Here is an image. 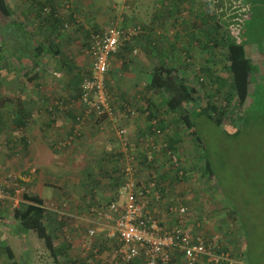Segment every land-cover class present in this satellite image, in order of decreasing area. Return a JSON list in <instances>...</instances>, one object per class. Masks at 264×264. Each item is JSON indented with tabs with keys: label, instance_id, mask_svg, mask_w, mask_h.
Listing matches in <instances>:
<instances>
[{
	"label": "crops",
	"instance_id": "obj_1",
	"mask_svg": "<svg viewBox=\"0 0 264 264\" xmlns=\"http://www.w3.org/2000/svg\"><path fill=\"white\" fill-rule=\"evenodd\" d=\"M136 1L7 0L12 14L6 17L8 19L2 18L0 36L1 40L12 42L18 60H9L6 57L8 44L2 46L0 183L14 172L23 187L16 189L8 200H0V264H13L3 250L6 246L14 250L11 234L17 239L15 264H116L119 245L106 237L114 222L104 218L102 211L117 198L123 185V179L119 180L118 176L127 163L129 145L126 137L118 133L123 122L129 124L132 121L127 107L135 112V108L145 107L151 100L152 93L143 90L156 67L174 66L182 75L188 76L192 66L186 68L183 56L190 47L197 55L204 47L199 43L201 23H197L203 19L201 10L204 4L191 0L192 6L177 5L174 8L172 0H152L147 6L149 11L143 15L126 12L134 6L140 8ZM220 2L217 11L227 10L225 17L229 16L230 0ZM245 7L251 8L247 3ZM139 22L144 26V33L131 42H123L111 56L107 75L110 113L103 119L102 116H92L84 122L79 121L78 116L83 112L78 106L77 94L83 78L92 69V60L87 53L88 31L109 26L127 28ZM169 27L175 28V37L170 35ZM189 37H195L193 44H190ZM250 52L248 47V54ZM14 71L17 75L23 74L24 81L22 85H14L18 94L10 100L8 88L14 86L9 85V80ZM251 93L250 87L240 114L252 103ZM60 100L65 102L61 108L56 105ZM118 113H122L123 119L120 120ZM137 113L138 118L133 120L134 138L141 142L146 136L148 120L145 114ZM226 119L230 121L231 118L227 116ZM121 151L125 153L122 163L120 158L118 160ZM156 155L149 157L151 162ZM144 165H138L137 169L148 170L149 165ZM142 180L146 178L140 182ZM24 194L43 200L39 206L45 209L48 230L53 237L51 248L34 231L15 232V219L10 208L31 204L24 199ZM157 196L161 197L154 191L150 194L151 212L154 216L156 212L161 214L163 217L159 220L165 225H175L177 221L168 218L170 207L164 205L165 209H158L154 205ZM201 202L205 203L201 207L207 208L208 213L216 209L208 197ZM217 206L221 211L222 206L219 203ZM226 210L229 214L224 221L220 217L210 227L206 225L216 237L222 232L221 224L229 226L230 217L238 216L232 208L226 207ZM216 216L219 215L216 213ZM186 219L191 229L192 220L188 216ZM91 230L95 231L93 239L88 235ZM31 232L35 234L30 235ZM223 233L227 236L226 230ZM86 240L91 242L87 250L84 246ZM225 240L230 243L228 237ZM144 262V258H139L130 264ZM199 264L212 263L202 259Z\"/></svg>",
	"mask_w": 264,
	"mask_h": 264
},
{
	"label": "rangeland",
	"instance_id": "obj_2",
	"mask_svg": "<svg viewBox=\"0 0 264 264\" xmlns=\"http://www.w3.org/2000/svg\"><path fill=\"white\" fill-rule=\"evenodd\" d=\"M151 1L137 0V5L139 4L138 7L140 8L138 9L134 6L132 9L126 10V12H135L136 15H143L149 11L147 6H150ZM192 1H199L200 4H204L203 9L201 8V15L204 18L208 16V12H211L209 10L213 11L215 18L211 21L212 25L218 24L219 27H224V29L231 26L233 32H237V35V22L240 18H243V14H246L244 24H241V27L243 25V32L237 37L234 36V39L237 42L246 44L247 53L248 47L251 50L248 55L251 56L254 67L250 86L253 101L248 107L243 108L245 112H242V114H240L241 110L239 109L231 113V106L229 105L227 116L231 119H229L230 121L225 120L227 117L225 116L222 126H218L206 114L194 113L192 119L196 126L195 129L202 137L203 142L197 141L192 136L191 131H188L184 126L185 124H182L178 129L174 126L167 127V130L170 132L177 131L180 135L181 142L178 145V152L173 153L177 156L183 155L182 161L185 167L188 168V172L185 180L171 184L170 189L165 190L164 196H161L159 200L154 199L153 202L158 209H165V207H169L170 205L175 207L177 204L183 203L188 208L187 216L194 222V224L190 223L191 229L196 232H203L204 235L208 238L212 237L211 239H214L220 245H226L227 250L234 258L233 264H264V0H242L240 3L236 2V0V3H234L230 0V13L227 17H225L227 10H222V12L217 11L218 6L211 0ZM192 1L172 0L171 6L175 5L174 8H176L177 5H183L186 8V6L193 5ZM246 3L249 4L250 9L245 7ZM2 18L8 19L0 11V24L3 21ZM139 23L142 24L141 22ZM169 29L170 35H174L175 28L169 27ZM235 29L236 32L234 31ZM198 34L203 44H205L204 49L209 47L213 34L205 37V30L200 31ZM226 35L228 38L229 36L231 37V34L228 32ZM17 36H20V33H17ZM213 39L218 40V37H214ZM87 40L88 38L86 37ZM256 47L258 50L255 51ZM189 51L192 53L193 49L189 48ZM201 52L202 50L197 55L194 50V55L196 56L194 58L195 62L201 66L208 65V62H205V55H200ZM215 52L216 58L209 65L213 69L211 76H215L216 78L212 80L211 77H207V81L213 85L212 89L223 88V93H226L225 90L231 88L230 73L224 66L226 62L221 49L217 47L215 48ZM5 55L4 53L3 56ZM218 75L221 78L226 77V82H222L221 78H217ZM10 76L14 77L15 74L11 72ZM2 79V76H0V81ZM202 86L200 85L201 97H205V94L202 92L205 88ZM13 89L10 87V90ZM223 93L220 94L223 95ZM221 95H218L217 101L220 105L226 106L225 101L221 100ZM200 104L206 106L207 100H201ZM191 107L193 106L191 105ZM138 109L135 108L136 111L134 113L130 112L129 115L132 121L129 124L122 123V127L127 130L126 136H124L127 142H133L136 138L133 120L138 118ZM118 114L120 115V120L123 119L122 113ZM158 147V150H160L157 160L158 165L163 168L173 163L174 160H168V155L162 153V148ZM202 154L209 159L214 171V178L210 179L205 172L206 161L203 159ZM13 173L11 172L10 175L15 176ZM150 175L151 172L141 169L137 173L136 178L139 181L145 178L149 180ZM206 197L209 198V203L212 201L214 206H216V209L211 210L209 213L207 208L203 209V206L201 207V205L205 206V203L201 201ZM218 203L222 206L221 211L217 206ZM164 205L165 207H163ZM226 207L235 210L238 216H234L233 219L230 217L229 226L221 224L220 228L222 232L216 237L207 230V227H210L220 217L223 221L225 220L224 217L229 214ZM10 209L13 210V208ZM215 212L219 216H216ZM155 214V217L158 219L163 217L158 212ZM167 214H169L168 218H171L170 220L177 221V214L170 208ZM209 215L211 216L210 218ZM211 219L214 221H211ZM223 230H226L227 236L224 235ZM34 234V232L30 233V235ZM12 235L14 234L10 235V242L14 246V249L18 250L16 247L17 239L11 237ZM227 237L230 243L226 242L225 239Z\"/></svg>",
	"mask_w": 264,
	"mask_h": 264
},
{
	"label": "trees",
	"instance_id": "obj_3",
	"mask_svg": "<svg viewBox=\"0 0 264 264\" xmlns=\"http://www.w3.org/2000/svg\"><path fill=\"white\" fill-rule=\"evenodd\" d=\"M211 1L216 3V6H218L220 0H211ZM0 11L1 14H3V16L5 17L10 16L12 14V9L7 4V0H0ZM213 18H215V16L214 13L212 14V10H211V12H208V16H206L205 18L203 17V19L197 20V23L199 22L201 23V25H199L200 31L205 30V37L213 34L212 38L209 37L211 38L210 39L211 42H209V47H207L206 49H204L203 47V49H201L202 53H200V55H205V62L206 63L208 62V65L201 66L198 63H196L194 59L196 57L194 55V51L191 53L190 51L188 52L187 50L186 54L183 56V58H185V61L187 62L186 68H188L187 65L189 67L190 66L193 67V68L190 67L192 71L188 74V76L182 75L180 71L174 66L173 67L158 66L152 71L150 81L146 82L144 86V92L148 94L152 93L150 94L151 100L147 101L145 107H140L138 110L142 114H145L148 120V126L145 129V131H147L145 134L146 136L143 139L147 141L151 137L154 138L155 141L154 146L150 147L148 150L147 149L141 150V146L143 145L141 142H143L144 140H142L141 142L134 140V142L130 141L127 143L129 147H131V144H134L137 147L136 150H138L136 154L137 166L135 165L136 166L135 175H137V173L141 171L140 169L139 170L137 169L138 165L139 167L140 165L143 164H145L146 166L149 165L148 172H151V175L149 176V180L153 178L155 179V183H156V188L153 191L155 193L157 192L161 196H164L165 190L167 191L168 189H170L171 184L186 179L188 168L185 167L184 162L182 161L183 155L180 156L178 155V160H179L178 165H176L175 163H171L170 165L163 168H161L158 165L157 160H158V153L160 152V150H156L155 147H157L159 144L162 143L163 137H160L157 134V130L153 131V127H157L159 131L165 134L164 141L167 142V148L161 149L162 150L161 152L164 153L165 155H168L167 154L168 150H172L174 153H177L178 145L181 142L180 135L178 134L177 131L176 132L173 131V133L170 132L169 130H167L168 129L167 127L174 126L178 129V127H180L182 124H185L184 126L187 128L188 131H191L192 136H194V138L197 141L203 142L202 137L200 136V134H198V131L195 129L196 126L192 119V115L194 113L206 114L210 120H213L218 126H222L224 117L227 116L229 111L227 110L228 106L229 105L231 106L230 107L231 113L232 111L234 112L237 111L238 109L240 110L241 107L245 105V102L247 101L248 96L250 94L251 75L254 69L252 58L247 53L245 47L246 44L237 42V40L234 39L235 38L234 36L236 37L239 36V34H241V32L243 31V25L241 28V24H244L245 15H243V18H240L239 21L237 22L238 35L236 29L234 30L236 33H234L231 26H229V28L227 27V29L222 28V30H220L221 27H219L218 24L212 25L211 21ZM135 26H141L142 28H144L142 24H137ZM120 28L126 29V27H120ZM90 32L91 31H88L87 33L88 37L90 35ZM227 32L231 34V37L230 36L229 38L227 37L226 35ZM141 34L135 36L133 39L139 37ZM175 36H176V32L172 37ZM214 37H218V40H214L213 39ZM194 38L195 37H189L190 44H193L195 40ZM1 39L2 38L0 36V41H1L0 56L3 51L2 48L6 47L7 46L6 44H8V53L6 57L9 60L10 59L14 61H16V59L18 60V56L14 52V50L16 51V48L12 46V42L9 41V43H7V41ZM131 41L132 40H129V42ZM199 43L200 45L203 44L201 38ZM217 47H219L222 51V55L225 58V62H226L224 66L229 71L231 77V88L225 90L226 93H223L224 91V90L222 91L223 88L212 89L213 85L207 81V77H211L212 80L216 78L215 76H211L213 74V69L209 65V63L215 60L216 58L215 48ZM190 48L192 49V47ZM21 58H23V55H21ZM14 72H15L14 73L15 76L10 78L9 85H11V83H13L14 85L16 83H20L22 85L24 81L23 74L17 75L16 71ZM0 76H2L1 69H0ZM202 77H204L203 81L200 80V78ZM82 78L83 77L80 78V81H82ZM217 78H221V77L218 75ZM225 78L226 77L221 78L222 82H226ZM76 81L79 82L78 79ZM0 85H1V81H0ZM200 85H203L202 87L205 88L202 91L203 94H205V97H201L202 95L200 91ZM8 89L10 90V87ZM1 91H3L2 88L0 89V93ZM218 92L223 93L224 96ZM80 93L81 92L79 90L77 97L80 96ZM17 94L18 93L16 92L14 86V89L9 91L8 98L12 100L17 96ZM218 95H221L220 96L222 98L221 100L226 102V106H222L218 103L217 101V99L219 98ZM203 99L207 100L206 106H202L200 104L201 100ZM64 104L65 102L61 100L56 102V105L59 106L60 108L63 107ZM191 105L193 107H191ZM1 115L2 113H0V117ZM106 116L107 114L103 115L102 119L105 118ZM153 120L156 121L155 123L156 125L152 124ZM154 153L157 155L154 156L151 162L149 157L155 155ZM168 157H169L168 160H172L171 158L172 156H168ZM202 157L206 161L205 172L208 174V177L210 179L214 178V171L212 169L209 159L206 158L204 154H202ZM119 158L121 163L124 162L125 153L122 151L119 152L118 160ZM142 169L146 171V168H142ZM153 169H155L156 172L153 171ZM181 170L183 171V173H180ZM122 179L124 183L125 173L123 169L121 171V176H119V180ZM147 181L148 180H145V182ZM22 187L23 186L20 183H18L16 186L14 185L11 186L9 188V191L11 194H13L16 189ZM150 194H152L151 189L148 192L149 196ZM8 199L9 198L4 200H8ZM24 199L31 202V204L27 206L23 204L20 208L16 207L13 209V217L15 219V224H16L15 232L28 233L30 231H34L37 237L43 239L46 245L49 248H51L52 247L51 242L53 237L48 230L45 209L39 206L40 204L43 203V200L37 196H28L27 194H24ZM222 249L227 251V247L222 246ZM3 250L8 254L9 258L13 260V264H15L16 263V261L14 260L15 249L13 250L11 247L6 246L3 248ZM0 251L2 250L0 249Z\"/></svg>",
	"mask_w": 264,
	"mask_h": 264
},
{
	"label": "built area",
	"instance_id": "obj_4",
	"mask_svg": "<svg viewBox=\"0 0 264 264\" xmlns=\"http://www.w3.org/2000/svg\"><path fill=\"white\" fill-rule=\"evenodd\" d=\"M234 3L235 0H232ZM141 26L127 27L126 29L109 26L99 30H91L87 53L92 60L91 72L83 78L80 87L78 106L83 113L78 120L84 122L89 117H101L110 113L111 106L107 91V75L110 70L111 56L117 52L119 46L135 36L143 33ZM201 81L204 77L200 78ZM226 104V102H225ZM129 112L134 110L127 108ZM156 121L153 120L152 124ZM163 137L160 148H167L164 141L165 134L153 127V131ZM125 128L119 129V136H126ZM70 143V142H69ZM141 150L149 149L155 144L154 138L141 142ZM155 147L158 150L159 147ZM134 144L129 147L127 163L123 167L125 181L121 186L117 198L111 202L105 210L103 217L114 224L107 230L106 237L116 242V264H130L136 259L144 258V264H199L202 259H207L212 264H233L234 258L227 250H223L215 241L208 238L201 231H193L187 225L188 208L179 203L170 209L178 215L175 225H165L156 218L150 209L152 202L148 195L150 189L156 188L155 179L151 178L147 183H142L136 178L135 165L138 150ZM168 156L179 164L178 156L172 150L167 151ZM180 173H183L181 170ZM19 182L12 175L7 176L0 183V200L11 198L9 191L11 186ZM141 183V184H140ZM155 199L159 200L157 196ZM52 206V204H50ZM90 238H95V231H89ZM91 242L86 240L84 246L89 249ZM177 259V260H176Z\"/></svg>",
	"mask_w": 264,
	"mask_h": 264
}]
</instances>
